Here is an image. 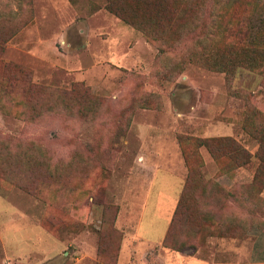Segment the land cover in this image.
Instances as JSON below:
<instances>
[{
    "label": "rangeland",
    "instance_id": "obj_1",
    "mask_svg": "<svg viewBox=\"0 0 264 264\" xmlns=\"http://www.w3.org/2000/svg\"><path fill=\"white\" fill-rule=\"evenodd\" d=\"M228 1L188 0L196 14L187 17L196 21L173 43L148 41L108 11L106 0H0V20L9 18L19 28L6 42L3 61L28 69L31 81L46 87L81 84L64 99L45 100L43 108H52L33 119L29 104L4 100L6 112L0 106V146L34 150L54 175L61 174L50 196L64 210L4 185L0 177V210L12 218L43 229L46 215L64 219L54 237L68 254L61 252L53 264H106L98 256L104 211L116 210L114 226L122 241L123 229L131 231L141 213L154 169L186 167L178 134L230 136L255 153L257 142L240 120L248 105L264 114V72L238 68L230 78L188 60L196 39L213 34ZM258 1L246 19L252 34L264 28V0ZM199 151L204 177L216 183L203 199L215 220L188 237L195 249L150 248L147 264H264V188L249 192L258 159L253 155L233 175L220 174L208 151ZM167 184L170 192L180 186L176 180ZM155 200L153 191L142 225ZM44 237L51 247L55 240ZM78 249L84 253L79 260ZM134 249L123 264H137L141 251ZM2 251L0 238V256ZM119 252L109 264H119Z\"/></svg>",
    "mask_w": 264,
    "mask_h": 264
},
{
    "label": "trees",
    "instance_id": "obj_2",
    "mask_svg": "<svg viewBox=\"0 0 264 264\" xmlns=\"http://www.w3.org/2000/svg\"><path fill=\"white\" fill-rule=\"evenodd\" d=\"M73 1V0H72ZM106 9L125 23L142 32L150 42L166 41L172 38L176 43L194 26L189 16L195 13V4L188 0H106ZM258 0H229L222 9L221 22L213 27L212 35H201L195 41V51L189 61L206 67L211 71L224 72L228 77L238 68L252 72H264V28L252 34V27L246 21L250 8ZM200 21V17L198 18ZM264 27V25H263ZM18 25L11 19L0 20V106L8 111L2 101L17 104H29L31 119L40 116L46 109L45 100L64 99L81 84L75 83L69 89L46 87L31 81L30 71L24 67L11 65L3 61L2 53L6 42L18 30ZM59 101V100H58ZM3 106V107H2ZM90 112V110H86ZM22 115L23 111H19ZM241 128L257 142L254 154L230 136L196 137L178 134L177 141L187 169L182 190L174 209L170 223L162 240V245L176 250L194 248L188 241L194 237L199 227L214 221V216L204 208V197L208 186L213 183L202 172L204 164L199 148L204 147L218 164L220 174L233 175L245 166L252 156L258 159L250 194L261 192L264 188V114L256 106L248 105L240 120ZM0 177L4 185L18 186L37 196L48 207L67 209L58 198L50 196L52 187L61 184V174L49 170L46 159L34 150H11L8 143L0 146ZM116 210L108 206L103 213V225L99 230L98 256L109 264L117 258L120 248L121 233L114 226ZM64 219L57 220L53 215H46L42 225L52 236L58 235ZM184 236L181 240L180 236Z\"/></svg>",
    "mask_w": 264,
    "mask_h": 264
},
{
    "label": "crops",
    "instance_id": "obj_3",
    "mask_svg": "<svg viewBox=\"0 0 264 264\" xmlns=\"http://www.w3.org/2000/svg\"><path fill=\"white\" fill-rule=\"evenodd\" d=\"M181 160L182 164H184L183 159ZM186 173V167L181 170V164L180 172L175 169L158 166L154 169L146 189L141 213L138 214V218L131 227V231L123 229L124 234L120 246L119 264H123L124 260L127 259L131 261L132 256H135L136 253L134 246H137L141 251L139 252L140 256L137 259V264H147L150 248H157L158 251L160 250L159 248L162 245V240L177 205ZM174 180H176L180 186H178L176 190L170 192L169 187H164L163 183L169 184ZM153 191L156 197L154 208L151 207V209H149L145 225H142L143 217L146 213ZM0 213L3 214L0 217V238L3 250V256H0V264L54 263L66 245L62 240L56 239L45 229L32 224L30 221L12 218V214L5 213V210H0ZM19 221L24 225L20 222L22 225L20 226ZM44 236H50L55 240L51 241V247L48 245L50 249L44 245L45 242L48 243V241H46L47 238ZM130 240H132L131 246L129 245ZM36 244H41L40 250H37ZM69 245H71V243ZM76 252H80L81 254L78 260L84 256V253L79 251V249ZM66 253L68 254V252H62V254Z\"/></svg>",
    "mask_w": 264,
    "mask_h": 264
}]
</instances>
